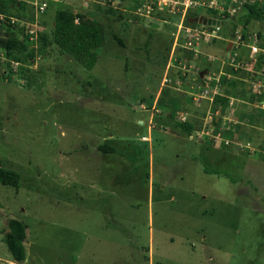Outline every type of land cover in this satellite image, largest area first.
Instances as JSON below:
<instances>
[{
    "label": "rangeland",
    "instance_id": "rangeland-1",
    "mask_svg": "<svg viewBox=\"0 0 264 264\" xmlns=\"http://www.w3.org/2000/svg\"><path fill=\"white\" fill-rule=\"evenodd\" d=\"M34 1L0 11V36L25 44L21 61L0 48V167L19 174L0 183V264H264V70L228 57L247 54L237 34L263 31L247 0ZM57 9L99 26L91 68L54 43ZM224 12L241 18L233 47ZM201 14L220 24L195 40L185 28ZM166 96L194 129L166 115ZM10 218L25 225L20 261Z\"/></svg>",
    "mask_w": 264,
    "mask_h": 264
},
{
    "label": "trees",
    "instance_id": "trees-1",
    "mask_svg": "<svg viewBox=\"0 0 264 264\" xmlns=\"http://www.w3.org/2000/svg\"><path fill=\"white\" fill-rule=\"evenodd\" d=\"M13 2L14 0H0V11L4 12V8L7 7L5 2ZM18 3V2H17ZM47 3V2H46ZM14 6H16L14 4ZM108 11L114 12L116 11L114 8H108ZM209 12H213L215 14V10L208 9ZM242 13H246L247 16L258 18L264 20V14H261V8L258 6V2L255 1L251 4L247 3L244 4L242 7ZM206 15V14H204ZM228 16V13L224 12L222 20H225ZM10 22V18L7 17ZM229 20L234 23V28L232 29V35L234 34L235 30L239 26L240 23V15H234V17H229ZM77 19V21H75ZM4 21H0L2 24ZM7 22V24H9ZM199 23L196 22V26ZM206 28L212 30L215 29L216 26L213 25H205ZM219 28V26H218ZM263 30V29H262ZM243 33V31H242ZM258 37L264 36V30L262 32H258ZM29 37V35H27ZM113 38H115L120 44H122V40L117 37L115 34H112ZM53 41L54 43L66 54L70 55L73 59L80 62L84 67L91 68L97 58H98V51L101 47L103 38L100 33L99 26L95 22H90L85 19V15L82 13H74L67 9H57L54 13V22H53ZM18 46L25 48V44L21 41L17 40L16 37L7 36L1 37L0 36V48L5 51V55L12 60H19L21 61L22 58L12 51L14 48L17 49ZM18 52V50H15ZM32 56V52L29 54ZM197 78L200 80V76L197 75ZM216 99L223 101L225 98L222 96H215ZM160 102L167 105L171 109V114L169 118H175L176 123L178 126L182 127L187 132H190L194 129V123L188 120H181L179 113L182 111L178 96H174L169 98L166 96L162 98ZM179 116V117H178ZM218 123V121H216ZM215 123V124H217ZM98 148L111 152L114 150L112 145L109 144H100ZM208 173L213 172L211 169H205ZM0 183L10 185L14 188L18 187L19 185V174L17 171L9 168L0 167ZM26 237L25 232V225L24 223L17 219V218H10L7 221V231L4 236V242L6 244L7 249L9 250L10 254L12 255L14 260L20 261L25 258V246H24V239Z\"/></svg>",
    "mask_w": 264,
    "mask_h": 264
},
{
    "label": "built area",
    "instance_id": "built-area-1",
    "mask_svg": "<svg viewBox=\"0 0 264 264\" xmlns=\"http://www.w3.org/2000/svg\"><path fill=\"white\" fill-rule=\"evenodd\" d=\"M252 1H254V0H251V2H249L248 0H247V3H252ZM34 5H35V7H36V9L37 10H39V11H42L44 8H45V6H46V0H35L34 1ZM216 28H218V27H216ZM262 29L264 30V22H263V24H262ZM185 31L187 32V34H190L191 32H192V35L194 36V39L195 40H198L199 38H201L202 40H205V39H207L208 37H210L211 35L210 34H212V32L214 31L213 29L212 30H210V29H208V28H206L205 27V25H202V24H200L199 25V27H197V26H194L193 28H185ZM237 30H235V32H236ZM29 32L30 33H33V30H29ZM199 37V38H198ZM31 38H33L32 37V34H30V39ZM235 38V36L233 37V39ZM250 38H252V39H254L253 41L254 42H257L258 40H259V37H258V35L257 34H254L252 37H250ZM191 39L192 38H190L189 40H188V43H191ZM248 39H249V37H248ZM236 41V40H235ZM237 41H239V43H241V44H247L246 42H245V40L243 39V38H241V36H240V34H237ZM247 45H249V48H250V50L252 51V52H256V51H258L259 49L260 50H262L256 43L255 44H247ZM237 56V54H235V52H233L232 53V55H229V53H228V57L233 61V63H237V65L238 64H240V63H242V61H240V60H237V61H235V57ZM198 89H199V92H200V94L198 93V92H196L197 93V95L194 97L195 98V100H198V99H200V98H202V96L205 94V92H208V88L207 87H205L204 85H201V86H198ZM195 93V94H196ZM143 140H146L147 138H146V136H142L141 137Z\"/></svg>",
    "mask_w": 264,
    "mask_h": 264
},
{
    "label": "crops",
    "instance_id": "crops-1",
    "mask_svg": "<svg viewBox=\"0 0 264 264\" xmlns=\"http://www.w3.org/2000/svg\"><path fill=\"white\" fill-rule=\"evenodd\" d=\"M206 16H209V15H206ZM241 34H243V33H241ZM233 36H235L234 34L233 35H231L230 37H228V38H230V39H232V41L231 40H229V39H227L228 40V45L231 47H233V45H234V42H233ZM250 37H252V36H250ZM249 37V39H251V40H254V39H252V38H250ZM249 39H247L246 40V43L247 44H257L262 50H258V51H256V52H252L251 50H250V48H249V45H247V44H244L245 45V47L247 48V54H242V53H240L239 51V53L238 52H236V51H233V52H236V53H238L239 55H240V58H239V60L240 61H242V62H244V64L246 65V66H248L249 65V67H248V69L249 68H251L253 65H254V62H256L257 61V59L259 58L260 59V66H261V69H263L264 70V39H263V42L260 44V41L258 40L257 42H254V41H249ZM232 49V48H231ZM230 51V50H229ZM229 53V52H228ZM238 56V55H237ZM264 72V71H263ZM262 72V73H263ZM262 106H263V108H264V103L262 104ZM218 112L220 113V110H218ZM171 113H169L168 115H170ZM138 122H141V123H144L143 122V120H139ZM147 125V124H146ZM147 128L149 129V128H151V126L148 124L147 125ZM146 140H144V141H148L149 140V138H148V136H146Z\"/></svg>",
    "mask_w": 264,
    "mask_h": 264
},
{
    "label": "water",
    "instance_id": "water-1",
    "mask_svg": "<svg viewBox=\"0 0 264 264\" xmlns=\"http://www.w3.org/2000/svg\"><path fill=\"white\" fill-rule=\"evenodd\" d=\"M191 20L200 23L202 25H213L218 27L220 24V20L218 18L212 17V16H206V15H199V16H194L191 18ZM226 20H229V18H226ZM152 26H154V23H152ZM230 45V44H229Z\"/></svg>",
    "mask_w": 264,
    "mask_h": 264
}]
</instances>
